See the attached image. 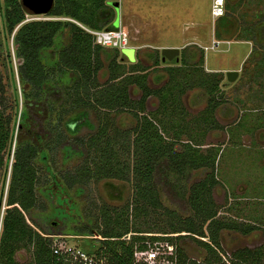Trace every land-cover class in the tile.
I'll return each instance as SVG.
<instances>
[{
	"label": "trees",
	"instance_id": "obj_1",
	"mask_svg": "<svg viewBox=\"0 0 264 264\" xmlns=\"http://www.w3.org/2000/svg\"><path fill=\"white\" fill-rule=\"evenodd\" d=\"M46 13L52 17L24 20L26 11L21 0H3L4 28L12 34L17 44L16 55L21 60L18 75L23 94L19 122L26 128L14 132L16 111L14 114L7 111L9 106L0 76V168L4 163V149L15 142L1 218L0 264L54 262L51 249L54 236L69 228L73 220L65 210L67 201L59 192L50 212V215L61 218V222L57 218L49 220L48 215L34 216L32 210L37 204L36 162H44L45 167H49V150L55 152L56 146L65 158L73 154L85 156L73 170L64 171L63 177L69 186L100 178H120L132 185L129 204L135 215L163 213L168 220L160 232L161 235L168 233L166 238L174 247L170 258L176 264H264L263 246L237 248L229 259L222 258L220 231L232 228L246 232L254 225L230 222L217 216L211 187L218 181L215 171L220 146L202 149L199 135L203 133V127L193 126L192 133L187 132L191 126L179 123L187 113L181 103L182 94L200 87L206 94V105L200 111L203 115L199 112L192 121L206 114L208 119H203V126H219L214 112L225 100L221 87L222 70L203 67L202 48L198 58L190 60L185 45L179 58H174L175 63L164 66L167 81L152 87L147 83V65L139 60H129L117 46L97 42L95 35L86 29L117 28L114 24L117 13L108 0H53ZM57 35L62 37V44L54 50L56 62L46 67L41 50L50 48ZM155 53L153 61L157 65L159 50L155 49ZM102 54L108 59V76L98 82L99 70L105 65ZM51 72L62 76L63 81H51ZM129 84L140 88L138 98L130 97ZM151 94L157 96L158 107L157 113L152 111L149 114L143 111L145 100ZM56 103L63 106V113L76 111L81 114V110L88 107L130 110L136 117L135 125L122 130L121 135L126 138H123L125 147L131 148V161L115 157L113 143L106 136L108 121L105 113L99 120L105 126H96L87 138L76 136L70 139L64 135L62 126H50ZM169 114L173 117L171 123L168 120L170 126H165V117ZM81 115L72 124L81 122ZM59 120H63L61 116ZM168 127L172 130L167 131ZM166 132L172 133L166 135ZM182 133L186 139L182 138ZM91 149L98 152L97 159L88 156ZM202 166L208 168L204 178L190 182L192 170ZM46 171L49 173V168ZM162 189L176 200L180 209L163 204L160 198ZM127 208V204L119 211L100 207L102 227L96 226L100 235L98 243L84 245L107 258L111 264H131L134 247H142L145 238H163L154 234L143 236L145 234L141 232L145 230L137 226H134V238H121L123 233L131 231L127 215L124 216ZM187 211V214L181 213ZM206 236L208 239L202 238ZM189 242L204 250L201 260L186 256L180 244ZM23 247L31 249V261L16 259V252Z\"/></svg>",
	"mask_w": 264,
	"mask_h": 264
},
{
	"label": "rangeland",
	"instance_id": "obj_2",
	"mask_svg": "<svg viewBox=\"0 0 264 264\" xmlns=\"http://www.w3.org/2000/svg\"><path fill=\"white\" fill-rule=\"evenodd\" d=\"M2 5L3 0H0V76L9 106L7 111L13 114L16 111L14 121L16 133L26 128L19 122L23 94L18 75L21 60L16 55L17 44L12 34L5 31L1 14ZM210 5L211 0H119L117 15L121 29L128 36V46L134 47V59H130L126 52L122 53L129 60H139L141 64L148 66L147 83L150 86L158 87L166 82L168 75L164 66L175 63L174 58L161 59L160 49L168 44L179 46L180 50L187 45L186 52L192 61L198 58L202 48L205 55L203 67L207 70H222L221 87L225 100L214 112L215 121L219 126H203L205 123L203 119H208L206 114L192 121L206 105V94L200 87L188 89L182 94L181 103L187 113H184V119H180L179 123L182 126H191L187 132L192 133L193 126L203 127V133L199 135L200 142L203 144L202 149L220 146L215 171L218 181L211 187L217 216L230 222L254 225L246 232L232 228H223L220 231L221 256L226 261L237 248L264 247V48H261L264 44V15H260L264 12V1L229 0L228 9L230 10L216 20V24L222 26L220 28L212 25ZM51 17L47 13H26L24 20ZM225 24L228 26L223 27ZM237 25L240 27L238 30H236ZM243 37H253L254 48L257 50L252 51V40L246 41L242 39ZM213 41H220L215 48L210 47ZM61 44L62 37L57 35L50 48L41 50V58L46 67L55 64L54 50ZM205 46L209 47L205 49ZM155 49L159 50L157 65L153 61ZM103 58L105 65L99 70L98 82H103L108 76L106 67L108 59L104 56ZM124 60H126L125 57ZM227 69L238 70L234 80H227L225 75ZM50 75L51 81L55 79L63 81L62 76L59 77L56 72H51ZM140 94L141 90L138 86L129 84V95L132 99L138 98ZM157 107L158 98L151 94L145 100L143 112L157 113ZM81 111L83 116L76 111L63 113V106L56 103L51 114L50 126H62L64 135L70 139L76 136L87 138L94 132L96 126H105L99 123L103 117L101 115L105 113L108 121L106 136L113 143L115 157L130 162L131 148L128 150L125 147L121 131L135 125L136 117L133 113L130 110L105 108L98 110L91 107ZM79 115L82 117L81 122L72 124ZM200 115H203L202 112ZM60 116L62 121L59 120ZM172 117V114L165 117V126H170L168 120ZM69 123L71 127L67 128ZM171 128L168 127L167 131ZM171 133L166 132V135ZM182 138L186 139L183 133ZM14 147V141L6 146L3 153L4 163L0 168V231ZM55 148V152L49 150V167H47L49 173L46 171L44 162H36L38 166L35 187L37 204L32 210L34 216L48 215L49 220L57 218L61 222V218L50 215V212L56 204L59 192L66 199L65 210L73 220L63 233L55 234V239L72 244L79 243L82 246L89 242L98 243L100 235L96 226L102 227L100 207L105 206L119 211L127 204L128 208L124 216L127 215L131 231L123 233L121 238L135 236L134 226H137L145 230L141 232L145 234L143 236H150V234L162 236L161 242L171 246L170 240L166 238L168 233L161 235L160 232L163 230L160 228L165 226L168 220L163 213L148 212L135 215L134 210H131L129 203L132 185L129 182L120 178L107 177L69 186L63 177L64 171L73 170L85 156L73 154L65 158L62 151L57 146ZM88 156L97 159L98 152L91 149ZM207 171L208 168L205 166L193 169L189 177L190 182L204 178ZM49 189V196H46L45 193ZM160 198L163 204L169 207L181 208L176 200L167 195L163 189L160 192ZM82 228L83 230L80 231ZM202 238L208 239L207 236ZM155 243H160V240ZM180 245L189 259L201 260L204 256V250L193 242ZM150 248L154 250L156 264H176L175 260L171 261L163 257L161 247L151 246ZM16 259L31 261V249L24 247L18 249Z\"/></svg>",
	"mask_w": 264,
	"mask_h": 264
},
{
	"label": "built area",
	"instance_id": "obj_3",
	"mask_svg": "<svg viewBox=\"0 0 264 264\" xmlns=\"http://www.w3.org/2000/svg\"><path fill=\"white\" fill-rule=\"evenodd\" d=\"M224 12L225 0H211L210 13L213 19L219 17ZM86 29L93 33L96 41L101 44L117 46L119 48L128 46V36L119 25L115 29ZM214 44H217V41H213L211 46H214ZM157 240H160V243H155ZM161 241V238L153 240L148 237L145 238L142 247H134L131 264H156L155 253L150 248L151 246L155 248L161 247L163 257L172 261L170 255L173 253V245L171 244V247ZM51 249L54 256V262L52 264H111L107 258L98 255L94 250L86 249L79 243L72 244L54 238ZM157 254H160V252H157Z\"/></svg>",
	"mask_w": 264,
	"mask_h": 264
},
{
	"label": "water",
	"instance_id": "obj_4",
	"mask_svg": "<svg viewBox=\"0 0 264 264\" xmlns=\"http://www.w3.org/2000/svg\"><path fill=\"white\" fill-rule=\"evenodd\" d=\"M53 0H21V4L26 11V13L35 14V13H46L51 8ZM110 3L114 6L115 10L118 12L119 9V0L110 1ZM115 26L119 25L118 15L114 20ZM134 47L124 46L121 48L122 52H126L129 55L130 59H134L133 56ZM180 51V47L176 45H166L162 46L160 49L161 59H178V54ZM225 75L227 80H234L238 75L237 69H227L225 71Z\"/></svg>",
	"mask_w": 264,
	"mask_h": 264
},
{
	"label": "crops",
	"instance_id": "obj_5",
	"mask_svg": "<svg viewBox=\"0 0 264 264\" xmlns=\"http://www.w3.org/2000/svg\"><path fill=\"white\" fill-rule=\"evenodd\" d=\"M228 1L229 0H225V11L226 12H224L222 15H220V16H223V15H226L227 14V12H228V10H230V9H228L229 8V5H228ZM261 1V0H260ZM262 1H264V0H262ZM233 11V10H232ZM231 11V12H232ZM260 15H264V12H262V14H260ZM260 15H258V16H260ZM219 16V17H220ZM244 16H245V13H244ZM242 17V16H241ZM218 18V17H217ZM217 18H215V19H213L212 18V25H214V26H216L217 24H216V20H217ZM120 21V20H119ZM233 23H234V25H235V20H233L232 21ZM119 26H120V23H119ZM219 28L220 27H222V26H219V25H217ZM226 26H228V25H223V27H226ZM240 27H239V25H237V28H236V30H238ZM245 30H247V28L245 29ZM249 30V29H248ZM261 33V32H260ZM244 35H246V33H243ZM248 34V33H247ZM242 39H244V40H252V42H253V45H252V51H254V50H257L256 48H254V39H253V37L251 38V37H248V38H245V37H243ZM220 42V41H219ZM219 42H217V45H218V43ZM168 45H170V44H168ZM209 47V46H208ZM208 47H206L205 49H207ZM211 48H215L216 47V44H214V46H210ZM261 48H264V44H262V47ZM261 48H260V50H261ZM179 53H181V50L179 51ZM261 56V55H260ZM178 58H179V54H178ZM204 61H205V55H204Z\"/></svg>",
	"mask_w": 264,
	"mask_h": 264
},
{
	"label": "flooded vegetation",
	"instance_id": "obj_6",
	"mask_svg": "<svg viewBox=\"0 0 264 264\" xmlns=\"http://www.w3.org/2000/svg\"><path fill=\"white\" fill-rule=\"evenodd\" d=\"M108 1L110 2V1H113V0H108ZM115 11H116V10H115ZM116 13H117V11H116Z\"/></svg>",
	"mask_w": 264,
	"mask_h": 264
}]
</instances>
